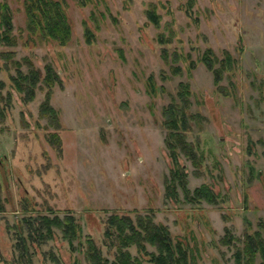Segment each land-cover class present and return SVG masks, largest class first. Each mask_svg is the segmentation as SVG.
<instances>
[{
  "label": "rangeland",
  "instance_id": "374dc122",
  "mask_svg": "<svg viewBox=\"0 0 264 264\" xmlns=\"http://www.w3.org/2000/svg\"><path fill=\"white\" fill-rule=\"evenodd\" d=\"M6 1L21 35L0 50L27 56L42 71L49 63L60 81L49 95L56 111L49 119L40 111L47 88L23 101L9 78L13 64L0 57V264L16 258L15 225L28 214H73L112 259L114 249L104 242L109 213L149 209L188 244L191 264L232 262L225 229L240 246L244 232L264 224V0H64L72 27L65 45L26 39L22 0ZM150 4L158 25L147 20ZM207 48L233 58L218 82L200 60ZM180 82L189 86L194 115L186 137L202 161L194 165L182 154L179 163L188 188L208 183L215 203L187 201L180 186L177 195L166 194L172 163L162 107L176 98ZM49 132L58 133L59 144L48 141ZM55 232L36 246L33 264H57L52 257L91 264Z\"/></svg>",
  "mask_w": 264,
  "mask_h": 264
},
{
  "label": "trees",
  "instance_id": "16d2710c",
  "mask_svg": "<svg viewBox=\"0 0 264 264\" xmlns=\"http://www.w3.org/2000/svg\"><path fill=\"white\" fill-rule=\"evenodd\" d=\"M88 0H81L86 3ZM24 12V28L26 39L34 44L38 42L54 41L60 45H65L72 36V27L68 19L64 0H22ZM147 20L155 25L159 23V15L156 6L150 4L145 9ZM12 11L6 0H0V46L14 47L18 43V36L14 33ZM87 42L93 39L92 30L86 26L83 32ZM160 42L165 41L160 37ZM173 60L179 58V54L173 52ZM162 56L167 59L166 54ZM0 57L9 60L13 64L15 74H10L15 90L22 94L23 101L31 100L37 88H47L45 98L41 102L40 111L47 115L49 119L55 118L56 111L49 103V95L52 92L54 83H59V75L47 63L42 69L34 66L32 61L23 56L21 59L14 58V50H0ZM201 61L213 73L214 82H218L223 77V72L230 69L233 58L227 51L222 58L213 54L211 48H207ZM193 65L194 63L191 62ZM26 66V70L22 66ZM172 72L179 73L180 67L171 64ZM151 84V88H153ZM189 86L185 82H180L176 91V98L173 97L162 107L163 127L165 133V145L171 159L169 176L167 178L166 194L177 195L176 187L180 186L184 192V198L190 202L205 200L209 203L217 201L218 194L208 183H200L190 190L187 186L186 171L179 163L180 155H185L194 165H199L202 161V154L198 152L193 143L187 139L186 135L190 130V120L193 114L189 110ZM0 115L4 116L2 110ZM51 144H59L58 133L48 135ZM5 205L0 197V211H4ZM51 211V207H48ZM21 210L30 212L27 205H22ZM53 211V210H52ZM259 229L252 232H244L241 245L234 242V238L225 229V234L221 237L222 242L235 247L232 255L233 261L229 264H264V224H259ZM17 249L16 258L9 264H33L34 249L43 244L55 235L56 228L61 231V236L65 239L72 250H80L91 264H191L192 254L188 244H184L180 239L174 238L169 226L161 221H156L152 209L144 213L136 212L134 216L127 212L119 213L113 210L106 219L104 230V242L110 249H114L113 258L103 254L102 249L89 234H84L81 224L75 216L67 213L64 216L58 214H28L21 218L19 226H16ZM134 247L135 253L131 248ZM53 260L60 264L57 257Z\"/></svg>",
  "mask_w": 264,
  "mask_h": 264
}]
</instances>
